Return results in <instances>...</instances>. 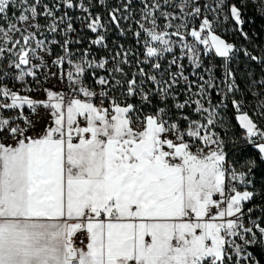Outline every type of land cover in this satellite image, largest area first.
<instances>
[{
  "label": "snow or ice",
  "instance_id": "1",
  "mask_svg": "<svg viewBox=\"0 0 264 264\" xmlns=\"http://www.w3.org/2000/svg\"><path fill=\"white\" fill-rule=\"evenodd\" d=\"M252 2L0 0V264H264V79L231 68L264 45L221 34L252 41ZM113 28L140 48L94 57Z\"/></svg>",
  "mask_w": 264,
  "mask_h": 264
},
{
  "label": "built area",
  "instance_id": "2",
  "mask_svg": "<svg viewBox=\"0 0 264 264\" xmlns=\"http://www.w3.org/2000/svg\"><path fill=\"white\" fill-rule=\"evenodd\" d=\"M111 2H112V0H105V5L100 9V11H103L104 8H106L107 4L111 3ZM94 11H96V10L94 9ZM70 15H72L75 19L76 17L81 16L82 13L79 10H74V11H70ZM74 27L76 28L77 31H76V33L69 34V38L73 41L79 39V41H80L79 44L73 43L71 45L73 51L76 52L77 55H79L80 52H82L84 49L88 48L89 41L91 39H94V35L82 25L80 19H75ZM60 38H61L60 35L56 36V39H60ZM107 42L109 44V49H107V50L99 49L97 46H92L90 49L92 55L94 57H97V58L104 57V56L109 54V52L111 51L112 48H115L116 44H123L126 49H131L133 51H137L140 48V45L134 43V37H132L131 34H129L126 37H122V36H120L119 31L115 30L114 28L110 29V31L108 33V41ZM53 50L56 52L60 51L58 48H55V47ZM161 62L164 63V61H161ZM125 70L132 72L135 70V65H133L132 69H129L126 67ZM52 71H56V68L53 67ZM217 75L218 76L221 75V71H218ZM59 82L61 83L62 88L64 89V84L61 81H59ZM89 82L91 83V80ZM97 90H99V89L97 88ZM35 93H36L37 98H39V99L44 98L42 89H35ZM117 95H119V94H117ZM80 240H85V242H86V239L84 237H80V239L77 240L78 245H80Z\"/></svg>",
  "mask_w": 264,
  "mask_h": 264
},
{
  "label": "rangeland",
  "instance_id": "3",
  "mask_svg": "<svg viewBox=\"0 0 264 264\" xmlns=\"http://www.w3.org/2000/svg\"><path fill=\"white\" fill-rule=\"evenodd\" d=\"M138 7H139V5L137 4V8ZM41 23H44V22H41ZM221 34H222L223 38L227 39L229 42L237 44L238 46L248 47L249 50H251V48H253V47H256V45H253L251 43H246L238 35L234 36L230 27H228L227 29L221 30ZM171 58L172 57H171L170 54H165V60L170 61ZM184 63L187 64V60H185ZM253 63L254 62H251V61L247 60V58H245L243 56H238L232 62L231 68H232V71L235 73L236 78H237L238 75L241 76V77H245L246 78L244 80L247 83L246 84V89L250 90L253 93H255V92L259 91V89L254 87V85L252 83L253 78H254V76L256 75V72H257V70H255V67L252 65ZM165 67H167L166 63H165ZM259 72H261L259 75H263L264 74V69L263 68L259 69ZM185 74H188V73L186 72ZM261 79H264V75L260 76L258 79H255V80L259 81ZM52 85H55V89L57 91H60V90L63 89L61 83L57 79H54V78H52L50 81L44 83V87H51ZM18 86H19V84L17 83V87ZM31 87L33 88V93H32L33 97L37 98L36 93H35V89H37V85L35 83H32ZM37 99H39V98H37ZM248 103H249V107H251L253 102H252V100L249 99ZM225 112L228 113V115L224 116L225 124L226 125H231L230 124L231 122H230V111H229V109H225ZM232 132H235V131H234L233 126L231 125V128L227 129V134L230 136Z\"/></svg>",
  "mask_w": 264,
  "mask_h": 264
},
{
  "label": "trees",
  "instance_id": "4",
  "mask_svg": "<svg viewBox=\"0 0 264 264\" xmlns=\"http://www.w3.org/2000/svg\"><path fill=\"white\" fill-rule=\"evenodd\" d=\"M247 13V19H249L250 23H248L245 26V30L249 32V35L252 37V41L249 42L253 45H264V18L261 17V15L258 13L255 3H249L246 8ZM41 22H44L43 20ZM209 61L205 60V65H208ZM221 63L219 58L215 59V64L219 65ZM255 67V70H257L256 75L253 79H258L261 72H259V69L263 68L261 65L256 64L255 62L252 64ZM246 78L237 76V81L240 84L242 89H246V81H244ZM252 100L251 98H249ZM253 102V101H252ZM234 111V110H232ZM230 124L233 126L234 131L239 134L242 130L239 128L237 120L234 118L232 113L230 112ZM223 134V133H222ZM245 155H255L254 152H252L251 149H249L246 153H240L238 156L233 157V159H243ZM257 179L259 180L262 176H264V166H261V168L257 171Z\"/></svg>",
  "mask_w": 264,
  "mask_h": 264
},
{
  "label": "crops",
  "instance_id": "5",
  "mask_svg": "<svg viewBox=\"0 0 264 264\" xmlns=\"http://www.w3.org/2000/svg\"><path fill=\"white\" fill-rule=\"evenodd\" d=\"M37 119H40L41 121V127L43 126V122L47 119H49V117L46 115V113L41 109L39 110V117H37Z\"/></svg>",
  "mask_w": 264,
  "mask_h": 264
}]
</instances>
